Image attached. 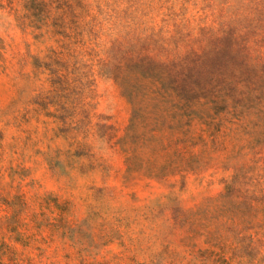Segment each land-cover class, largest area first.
Wrapping results in <instances>:
<instances>
[{
	"label": "rangeland",
	"instance_id": "rangeland-1",
	"mask_svg": "<svg viewBox=\"0 0 264 264\" xmlns=\"http://www.w3.org/2000/svg\"><path fill=\"white\" fill-rule=\"evenodd\" d=\"M0 264H264V0H0Z\"/></svg>",
	"mask_w": 264,
	"mask_h": 264
},
{
	"label": "trees",
	"instance_id": "trees-1",
	"mask_svg": "<svg viewBox=\"0 0 264 264\" xmlns=\"http://www.w3.org/2000/svg\"><path fill=\"white\" fill-rule=\"evenodd\" d=\"M33 3L37 2V0H32Z\"/></svg>",
	"mask_w": 264,
	"mask_h": 264
}]
</instances>
